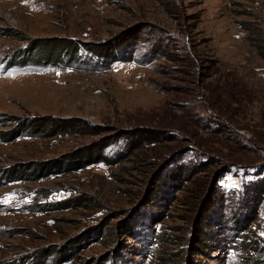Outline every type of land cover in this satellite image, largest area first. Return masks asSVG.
<instances>
[{
    "label": "rangeland",
    "instance_id": "rangeland-1",
    "mask_svg": "<svg viewBox=\"0 0 264 264\" xmlns=\"http://www.w3.org/2000/svg\"><path fill=\"white\" fill-rule=\"evenodd\" d=\"M259 189L264 0L0 1V264H264Z\"/></svg>",
    "mask_w": 264,
    "mask_h": 264
},
{
    "label": "trees",
    "instance_id": "trees-1",
    "mask_svg": "<svg viewBox=\"0 0 264 264\" xmlns=\"http://www.w3.org/2000/svg\"><path fill=\"white\" fill-rule=\"evenodd\" d=\"M86 46V45H85ZM88 46V45H87ZM105 46H108V45H105ZM123 46V45H122ZM121 45L120 46H115V47H113V48H110V49H108V50H105V49H100V48H98V51H100V55H101V57H104L105 59H112V60H114L115 59V56H117L116 54H118L119 53V49H124L125 50V46H123L122 47ZM97 47H99V46H97ZM88 50V49H87ZM88 51H90V50H88ZM259 192H260V194L258 195L259 197H262V194H263V192H264V190L262 191V189L260 190H258ZM203 198L205 199V200H208L209 199V196H207V194L206 195H204L203 196ZM200 234H201V236L204 234L203 233V230L202 231H200L199 232ZM199 237L198 239H197V242L196 243H200L201 245L203 244L204 246H206V240L205 239H203V238H205L204 236H203V238L202 237ZM240 237V236H239ZM241 238V237H240ZM230 242V241H229ZM234 242V241H233ZM231 243V242H230ZM243 243H245V241H243L242 242V244ZM201 245H197L196 246V248H194L193 249V254H196V255H198V256H202L203 254H204V249L201 247ZM248 246H250V249H252L253 248V246L254 245H250L249 243H248ZM187 264H197V263H191V262H188Z\"/></svg>",
    "mask_w": 264,
    "mask_h": 264
},
{
    "label": "bare ground",
    "instance_id": "bare-ground-1",
    "mask_svg": "<svg viewBox=\"0 0 264 264\" xmlns=\"http://www.w3.org/2000/svg\"><path fill=\"white\" fill-rule=\"evenodd\" d=\"M1 2H5V0H0Z\"/></svg>",
    "mask_w": 264,
    "mask_h": 264
}]
</instances>
